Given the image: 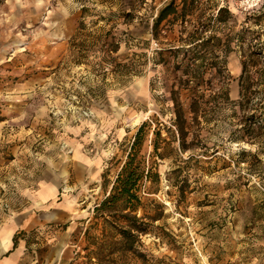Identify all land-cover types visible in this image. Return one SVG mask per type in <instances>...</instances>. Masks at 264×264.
<instances>
[{
    "label": "rangeland",
    "instance_id": "1",
    "mask_svg": "<svg viewBox=\"0 0 264 264\" xmlns=\"http://www.w3.org/2000/svg\"><path fill=\"white\" fill-rule=\"evenodd\" d=\"M170 1L0 0V244L26 180L41 165L69 169L73 207L68 223L59 218L47 231L17 233L25 240L17 264H264V142L231 134L240 56L224 55L219 85L231 102L192 124L194 147L179 150L168 133L176 73L153 60L178 34L174 26L160 42L152 35L153 18ZM257 1L229 3L242 15ZM117 63L127 65L124 74L113 70ZM154 116L167 142L156 156L154 123L139 157L148 167L157 161L161 183L142 184L137 212L150 229L125 251L95 209L138 128Z\"/></svg>",
    "mask_w": 264,
    "mask_h": 264
},
{
    "label": "trees",
    "instance_id": "2",
    "mask_svg": "<svg viewBox=\"0 0 264 264\" xmlns=\"http://www.w3.org/2000/svg\"><path fill=\"white\" fill-rule=\"evenodd\" d=\"M241 13L231 8L229 0L223 4L217 0H171L153 18L152 35L159 42L165 33L179 26L175 38L166 48H157L153 57L156 64L169 66L176 73L170 87L172 126L168 127V133L178 142L179 150L193 149L189 141L192 124L208 121L222 105L231 102L227 90L219 83L226 78L224 55L233 51L239 54L242 67L239 99L235 102L239 113L234 111L237 122L231 131L233 140L264 142V0L241 9ZM126 67L117 63L113 70L124 74L121 69ZM130 72L139 74L135 70ZM183 91L187 102L182 99ZM149 120L138 128L126 161L108 184H112L109 194L95 209L105 224L117 232V246L125 251H132L139 236L150 229L149 222L137 212L142 204L141 193H146L141 190L142 184L146 180L152 185L161 183L157 161L148 167L139 157L152 125L160 122L156 116ZM163 129L158 125L152 130L153 150L159 157L162 142H167L162 136ZM177 187L178 195L185 197L183 186ZM151 219L158 218L151 216Z\"/></svg>",
    "mask_w": 264,
    "mask_h": 264
},
{
    "label": "crops",
    "instance_id": "3",
    "mask_svg": "<svg viewBox=\"0 0 264 264\" xmlns=\"http://www.w3.org/2000/svg\"><path fill=\"white\" fill-rule=\"evenodd\" d=\"M11 167V164H7ZM44 166V167H43ZM90 172V166H85ZM36 170V171H35ZM31 179L26 180L24 188L18 189L20 201L17 211L11 216L9 225L4 231V242L0 244V264H17L24 256L25 242L18 237V232L29 233L33 230L47 231L52 224L57 223L60 218L62 223H68L69 216L73 215V207L69 203L68 177L69 169H60L51 163L36 168ZM92 169L91 174L96 176ZM66 189V193L63 191ZM71 189V188H70ZM18 191V192H19ZM17 237V244L14 245V237ZM21 242H20V241Z\"/></svg>",
    "mask_w": 264,
    "mask_h": 264
}]
</instances>
